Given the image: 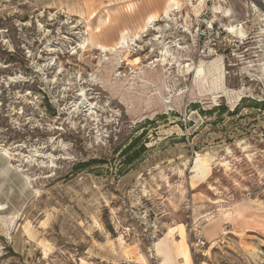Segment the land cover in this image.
Masks as SVG:
<instances>
[{
	"label": "rangeland",
	"instance_id": "obj_1",
	"mask_svg": "<svg viewBox=\"0 0 264 264\" xmlns=\"http://www.w3.org/2000/svg\"><path fill=\"white\" fill-rule=\"evenodd\" d=\"M169 1L0 0V264H264V0Z\"/></svg>",
	"mask_w": 264,
	"mask_h": 264
},
{
	"label": "bare ground",
	"instance_id": "obj_2",
	"mask_svg": "<svg viewBox=\"0 0 264 264\" xmlns=\"http://www.w3.org/2000/svg\"><path fill=\"white\" fill-rule=\"evenodd\" d=\"M179 8H182V4L179 1L170 0L168 5H167V7H166V9H165V11H164V15H165L164 17L170 18L172 16L171 13L174 12L175 10L179 9ZM159 21H160V17H157L156 15H151V16L148 17L146 25H144V27L141 28L140 32L138 34H135L132 38H129L128 34H126V32H124L121 35V38H120V40L117 43H115L112 46L98 45L99 48L97 50H100L102 52H110V53L116 52V53H120L122 50L129 48L128 46L130 45L129 44L130 42L133 43L136 40L142 39L141 35H143L144 33L148 32V29L152 25L156 26L157 25L156 23H159ZM228 31H230L231 33H236V34L238 33V35H240V37L241 36L243 37L242 28L238 30V28L232 26V27L228 28ZM128 56H129V52L126 51L125 54H124V57H128ZM136 69H137V67L135 68V70ZM186 71H187V73H190L191 65L187 66V70ZM218 71H217V74L219 76H221V74Z\"/></svg>",
	"mask_w": 264,
	"mask_h": 264
},
{
	"label": "trees",
	"instance_id": "obj_3",
	"mask_svg": "<svg viewBox=\"0 0 264 264\" xmlns=\"http://www.w3.org/2000/svg\"><path fill=\"white\" fill-rule=\"evenodd\" d=\"M128 149H130V148H128Z\"/></svg>",
	"mask_w": 264,
	"mask_h": 264
}]
</instances>
